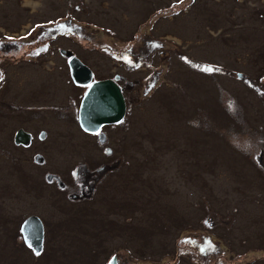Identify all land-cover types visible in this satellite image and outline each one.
Here are the masks:
<instances>
[{"label":"rangeland","instance_id":"rangeland-1","mask_svg":"<svg viewBox=\"0 0 264 264\" xmlns=\"http://www.w3.org/2000/svg\"><path fill=\"white\" fill-rule=\"evenodd\" d=\"M0 44V264H264V0H0ZM60 48L96 77L128 49L162 69L150 96L134 88L128 128H108V158L70 112ZM20 127L47 136L16 147ZM100 162L115 168L74 202L70 170Z\"/></svg>","mask_w":264,"mask_h":264},{"label":"flooded vegetation","instance_id":"flooded-vegetation-1","mask_svg":"<svg viewBox=\"0 0 264 264\" xmlns=\"http://www.w3.org/2000/svg\"><path fill=\"white\" fill-rule=\"evenodd\" d=\"M182 12V10H181ZM156 44H154L152 46L153 50L155 48H158L159 46L155 47ZM68 52H64L63 54H61V56L64 57V62H65V66L64 69L67 70L68 72V79L66 80V82L69 84V86L71 88H74L75 90H79L80 95L78 96V100L77 102H74L72 98H70V96H68V98H70V101L72 106H70V112L71 114H73V117L75 116L76 120H77V111H78V105L80 102V99L83 95V93L85 92L87 85L84 86H78L76 84H74V82L71 80L70 76H69V69H68V65H67V61L69 59V52L71 54V56H75V52H73L72 50L69 49H65ZM152 50V51H153ZM154 53V52H153ZM115 58L112 59V61L115 63V69L114 71L107 76L104 77H96L94 70H92L90 67H88L82 60H80L78 57V59L84 64L86 65L90 71H91V78L89 83L93 82V81H103V80H109L111 82H113L118 89L120 90V93L123 97V101H124V112H123V116L122 118L116 122V123H112V124H104L102 126H100L97 131L95 133H88L85 132L84 130H82L80 127V129L87 135L92 136L96 142L98 143L96 145V147L99 149V151L105 156L104 158H108L111 156V153L113 151V149L110 147V145L108 144V128L113 129L114 131H116L118 128L119 129H127L129 126V116H130V111L132 112V103L133 102H138L139 98L136 97V95L133 94V90L135 88V90L137 92L140 93V95L142 97H146V96H150L159 86H160V79H161V75L162 73V69L160 67H157L156 64L150 62L148 60L149 55L144 51H136V50H131L128 49L126 53H121L120 52H116L114 53ZM105 56L109 57L108 54H104ZM186 55L183 53H180V58L182 61L185 62V65H187L188 67H190L191 69H194L193 71L198 72V68H197V61H194V63L192 62V60H187ZM116 60V62H115ZM203 64H200V68H201V72L205 73V74H210L211 71H215L216 67L214 64H211L209 62H202ZM144 65L143 68H140V66ZM213 66V69L211 70V67ZM141 70L144 71L145 74H138L141 72ZM226 73L230 72L229 70H224ZM132 72H135L138 76H132ZM140 75H142L141 77H139ZM237 77V76H236ZM1 85H0V89H1ZM67 98V100H68ZM7 104V103H5ZM12 106V105H11ZM6 108V107H4ZM16 108V107H14ZM54 110H64V105L61 106L59 103H57V105H54L52 107ZM132 108V109H131ZM30 109V108H28ZM5 110V109H4ZM67 112V111H66ZM69 113V111H68ZM25 114H30V118H28V120H32V118L34 117V113L32 111V109H30L29 112L25 113ZM78 124V122H77ZM79 126V125H78ZM18 129H22L23 131L27 132L30 134V140L26 145H20V144H15L14 143V138L12 136V142L16 147H21V148H28L35 136L37 138V140L39 141H43L46 136H47V132L44 129H39L38 132L34 135L32 131L30 130H24L22 127L18 128ZM16 129V130H18ZM15 130V131H16ZM14 135V133H13ZM33 161L35 163L38 164H43V157L40 155V153L38 151H35L33 153ZM109 166V167H108ZM107 163H103L100 162L99 164H95V165H88V164H84L81 163L79 165H75L73 167V169L70 170V173L73 175V177L75 178V181L72 182V184L75 185L74 189L69 192V194H67L70 199L74 200V202H79L84 200V198L90 197L92 194V191L94 189L93 183H95L98 178L105 172H111L114 168L115 165H108ZM98 174V175H96ZM51 175V179L49 181H47L48 183H50L53 180V175ZM57 180V185H61L62 181L61 180ZM42 222V221H41ZM43 225V224H42Z\"/></svg>","mask_w":264,"mask_h":264},{"label":"water","instance_id":"water-1","mask_svg":"<svg viewBox=\"0 0 264 264\" xmlns=\"http://www.w3.org/2000/svg\"><path fill=\"white\" fill-rule=\"evenodd\" d=\"M66 50L60 49V53ZM69 55L70 52H69ZM69 73L73 82L77 85H87L83 93L77 111L79 126L86 132H96L104 124L118 122L124 112V101L118 87L109 80L93 81L90 69L78 58L71 56L68 60ZM240 77V74H237ZM30 140V134L18 129L14 134V143L26 145ZM51 176L47 175L49 179ZM20 233L24 244L34 253H39L42 248L43 226L41 220L35 215L26 217L20 225ZM107 264H116L115 256H112Z\"/></svg>","mask_w":264,"mask_h":264},{"label":"snow or ice","instance_id":"snow-or-ice-1","mask_svg":"<svg viewBox=\"0 0 264 264\" xmlns=\"http://www.w3.org/2000/svg\"><path fill=\"white\" fill-rule=\"evenodd\" d=\"M37 255H39V253H37Z\"/></svg>","mask_w":264,"mask_h":264},{"label":"trees","instance_id":"trees-1","mask_svg":"<svg viewBox=\"0 0 264 264\" xmlns=\"http://www.w3.org/2000/svg\"><path fill=\"white\" fill-rule=\"evenodd\" d=\"M256 261H257V260H256ZM256 261H255V262H256Z\"/></svg>","mask_w":264,"mask_h":264}]
</instances>
